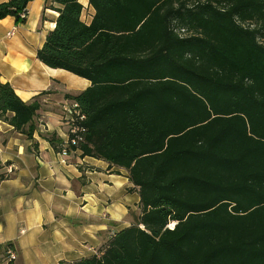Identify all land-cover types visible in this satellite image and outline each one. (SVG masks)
<instances>
[{
	"label": "trees",
	"instance_id": "trees-1",
	"mask_svg": "<svg viewBox=\"0 0 264 264\" xmlns=\"http://www.w3.org/2000/svg\"><path fill=\"white\" fill-rule=\"evenodd\" d=\"M53 2L36 59L90 83L66 96L86 118L73 152L126 171L141 209L73 264H264V0H88L89 25L78 0ZM39 110L0 84L14 131L31 139Z\"/></svg>",
	"mask_w": 264,
	"mask_h": 264
},
{
	"label": "crops",
	"instance_id": "crops-1",
	"mask_svg": "<svg viewBox=\"0 0 264 264\" xmlns=\"http://www.w3.org/2000/svg\"><path fill=\"white\" fill-rule=\"evenodd\" d=\"M78 2L81 21L89 25L95 12L88 0ZM58 8L53 0H33L24 23L0 20V84H8L24 103L36 98L40 103L31 139L0 121V264H73L100 253L141 215L126 171L80 151L63 164L49 142L66 137L60 112L66 96L90 87L36 59L55 29Z\"/></svg>",
	"mask_w": 264,
	"mask_h": 264
},
{
	"label": "built area",
	"instance_id": "built-area-1",
	"mask_svg": "<svg viewBox=\"0 0 264 264\" xmlns=\"http://www.w3.org/2000/svg\"><path fill=\"white\" fill-rule=\"evenodd\" d=\"M26 15L25 11L19 15V18L24 20ZM12 35L13 32H10L7 36L10 37ZM60 112L67 132L64 141L59 147L58 156L61 158V162L65 164L66 159L74 153L73 148H77L84 141L85 128L83 123L86 118L76 102H64L60 107ZM7 255L10 261H15V254L11 250L7 251ZM95 255L99 256L98 254Z\"/></svg>",
	"mask_w": 264,
	"mask_h": 264
},
{
	"label": "rangeland",
	"instance_id": "rangeland-1",
	"mask_svg": "<svg viewBox=\"0 0 264 264\" xmlns=\"http://www.w3.org/2000/svg\"><path fill=\"white\" fill-rule=\"evenodd\" d=\"M26 19V18H25Z\"/></svg>",
	"mask_w": 264,
	"mask_h": 264
}]
</instances>
